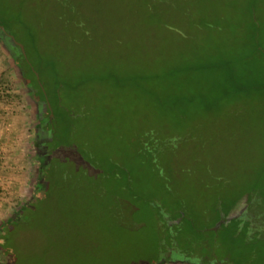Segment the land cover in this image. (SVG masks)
<instances>
[{
	"label": "rangeland",
	"instance_id": "obj_1",
	"mask_svg": "<svg viewBox=\"0 0 264 264\" xmlns=\"http://www.w3.org/2000/svg\"><path fill=\"white\" fill-rule=\"evenodd\" d=\"M252 1L0 0L72 125L38 177L35 106L0 44L3 161L24 179L9 184L2 264H151L168 220L210 227L218 195L251 180L264 210V0ZM243 235L228 238L230 263L264 264V240Z\"/></svg>",
	"mask_w": 264,
	"mask_h": 264
},
{
	"label": "flooded vegetation",
	"instance_id": "obj_2",
	"mask_svg": "<svg viewBox=\"0 0 264 264\" xmlns=\"http://www.w3.org/2000/svg\"><path fill=\"white\" fill-rule=\"evenodd\" d=\"M19 43L0 24V44L4 45L12 57L15 67L25 81L26 94L35 106V133L38 136L34 141V149L37 151L38 168H40L43 167L41 160H46L54 147L51 143L52 129L47 124L52 122L53 109L48 89L43 84L41 86L37 72L31 66L32 62ZM40 170L38 177L43 175L42 168ZM221 205L224 206V211L210 227H196L194 221L180 215L174 217L173 223L168 220L169 238L162 247L159 245V254L151 259V264L161 260L193 264H229L231 262L228 257L229 237H235L243 231L244 241L264 239V210L258 195L247 190Z\"/></svg>",
	"mask_w": 264,
	"mask_h": 264
},
{
	"label": "trees",
	"instance_id": "obj_3",
	"mask_svg": "<svg viewBox=\"0 0 264 264\" xmlns=\"http://www.w3.org/2000/svg\"><path fill=\"white\" fill-rule=\"evenodd\" d=\"M252 1V0H251ZM253 2V1H252ZM249 4H250V9H251V11L254 9V8H256V5L255 4H252V3H250V1H249ZM258 8H259V10H261L262 9V6L261 5H259L258 6ZM258 43V42H257ZM23 49L25 50V52H26V55H27V57L29 58V56H28V53H27V51H26V47L23 45ZM35 70H36V72H37V75H38V78L40 79V81H41V77H42V75H41V71L40 70H38L37 68H35L34 67V65L32 64L31 65ZM52 67V66H51ZM41 69L42 70H45L46 69V67H45V65H42L41 66ZM49 73H51V75L52 76H54V77H56V75H57V71L54 69V67H52L50 70H49ZM30 74L31 75H34L33 74V72H30ZM10 81H11V78H10V73L6 70L5 72H2V73H0V86H6V85H8L9 83H10ZM55 81V80H54ZM65 82V81H64ZM41 83H42V81H41ZM55 85H57L56 87H54L53 89H52V92L50 91V90H48L49 91V93H51V95L53 96V101H51V106H52V109H53V116H54V126L52 125V123H47L48 125H49V127L52 129V133H53V137H52V139H51V141H52V143H53V145H54V147H53V150L52 151H55L56 149H59V148H64V147H66V145H68V140H67V137H65L64 135H66L68 132L70 133L71 131H72V129H71V124L69 123V121H68V119L69 118H71V115H69L68 113H64V115L62 116V115H60V112H59V110H62V107H60L59 106V104H58V99H59V95H58V90H56L57 89V87H61V83H60V85H59V82L56 80L55 81ZM43 86V85H42ZM46 88V87H45ZM54 127V129H53V127ZM67 136V135H66ZM49 159H52V156H51V153H50V155L48 156V157H46V160H41L42 161V165H43V167H40V168H42V172H43V175L42 176H46V178H47V175L46 174H48V172L50 171V169H51V161L49 160ZM40 168H39V170H38V172L40 173ZM246 187L245 188H243V190H241L238 194H237V196L239 195V194H241V193H243V192H246L247 190H251L252 192H253V194H255L254 192H255V189H256V187H257V185H256V183H254V180H251V181H249L248 182V184L247 185H245ZM37 189H39L38 187H37ZM219 196V200H218V198H217V203L219 204V205H221L222 204V202L224 201V200H221V198H220V194L218 195ZM236 197V196H235ZM34 198V197H33ZM261 199V202H262V198H260ZM29 205V202H26L22 207H21V212H22V209L25 207V209L27 208V206ZM20 210H17V211H15V212H13V218L11 219V220H13V219H19V217H18V215H19V213H21V212H19ZM174 216V215H173ZM217 218H218V216H217ZM216 220L217 219H215V220H213V222L211 223V225L210 226H212L213 224H215V222H216ZM162 223L164 224V222H163V220H162ZM10 224V221L9 222H7V224H3L4 226H5V229H4V232L5 233H7L6 232V229H7V227H8V225ZM164 228H165V226H164ZM8 235V234H7ZM162 238V237H161ZM161 238L159 239V240H161ZM243 238V237H242ZM243 240H244V238H243ZM236 241L238 242V240H237V238H236ZM244 242H246V241H244ZM252 251H254L255 249H254V246H252L251 248H250ZM251 251V252H252ZM2 253V250H1V247H0V254ZM1 264V263H0Z\"/></svg>",
	"mask_w": 264,
	"mask_h": 264
},
{
	"label": "crops",
	"instance_id": "obj_4",
	"mask_svg": "<svg viewBox=\"0 0 264 264\" xmlns=\"http://www.w3.org/2000/svg\"><path fill=\"white\" fill-rule=\"evenodd\" d=\"M6 70L3 69L0 71V73L5 72ZM10 77H11V73H10ZM8 127L3 126L2 122H1V127H0V219H2L3 217H6V214L9 213V210H7V208H5L7 206L5 201H8L10 198V194H9V184L11 188H16V190L14 191V194L19 193V189L21 187H23V183H24V179L23 176H21V174L17 175H10L9 171H10V166L7 164V162L3 161V158L6 159L8 158V154L5 153L7 151V147H8ZM8 161V159L6 160ZM23 175V174H22ZM255 183V182H254ZM2 189V190H1ZM3 189L6 190V192L3 191ZM5 194H8L7 196H5ZM13 197V195H11ZM8 211V212H7ZM254 235V234H252ZM261 240H264L263 238ZM152 264H193V263H184V262H179V261H164L161 260L158 263L154 262Z\"/></svg>",
	"mask_w": 264,
	"mask_h": 264
},
{
	"label": "water",
	"instance_id": "obj_5",
	"mask_svg": "<svg viewBox=\"0 0 264 264\" xmlns=\"http://www.w3.org/2000/svg\"><path fill=\"white\" fill-rule=\"evenodd\" d=\"M1 28H2V26H1ZM12 37V36H11ZM19 46L21 47V49L23 50V46H22V44L21 43H19ZM40 84H41V86H42V83L40 82ZM38 170H39V168H38Z\"/></svg>",
	"mask_w": 264,
	"mask_h": 264
}]
</instances>
